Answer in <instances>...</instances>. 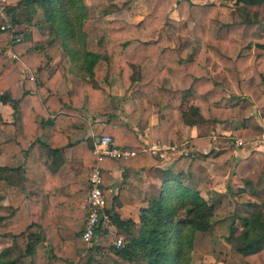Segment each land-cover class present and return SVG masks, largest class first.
Returning <instances> with one entry per match:
<instances>
[{"label":"trees","instance_id":"1","mask_svg":"<svg viewBox=\"0 0 264 264\" xmlns=\"http://www.w3.org/2000/svg\"><path fill=\"white\" fill-rule=\"evenodd\" d=\"M146 2L147 12L141 20L111 27L123 31L117 41L108 33L99 32L100 20L88 15L84 0H19L8 4L6 11L14 26L18 25L12 38L8 29L1 28L4 18L0 13V101L8 102L13 109L10 121H4L0 114V134H12L9 139L0 137V154L4 156L0 165V197L7 200L6 205H0V238L8 243L0 248V264H72L63 252V242L80 236L84 222L77 218L86 213L85 198L80 208V195L85 189L82 183L69 184L66 192L49 187L46 180L48 176L52 178L54 171L46 166L49 150L40 136L52 134L53 118L49 113H77L79 108L90 109L89 105H93L90 111L95 112L103 100L94 93L99 94L101 84L109 81L111 73L123 75L124 85L138 81L132 94L140 101L131 114L137 124L146 122L153 101L163 107L151 133L153 137L149 136L155 142H180L182 123L192 125L209 120L229 123L234 137L247 139L263 133L254 110L260 116L264 114V58L259 52L264 49V28L246 6L261 5L264 0H234L241 16L238 19H234V7L225 1ZM173 4L188 30L183 43L188 50L184 56L178 47L166 45L160 37L164 25L171 31L177 30L176 20L167 14ZM115 21H106V26ZM222 27L224 37L220 36ZM32 28L44 35L43 42L34 39ZM90 33L97 37L89 41ZM58 50L62 61L52 65L51 58ZM209 57L230 79V90L235 91L231 97L247 99L245 105L227 103V90L206 68ZM22 62L35 74L34 78L22 77ZM69 68L79 77L77 93L59 91ZM166 76H173L181 91L176 99L174 89L164 85ZM19 83L21 95L12 97L11 89ZM34 88L37 93H31ZM186 95L193 98L187 111L180 105ZM28 104L34 110H26ZM104 134L116 146L135 150L134 157L144 159L146 153L140 150L143 143L128 122L113 126L107 121L100 136ZM209 142L207 135L189 140L193 147ZM235 142L230 138L221 147H211L199 155L181 153L166 168L159 196L142 209L137 233L121 239L120 246L112 241L118 239L116 235H108V248L125 264H192L193 253L224 254L234 264H264V201L257 202L241 189H229L211 201L201 194L212 174L246 178L258 165L254 151L243 157L233 155ZM106 159L113 157H98L91 152L84 159L88 176L95 166L101 169L102 160ZM203 160L213 165L211 171ZM132 188H121L118 199L131 193ZM231 198L243 207L231 211ZM70 209L74 210L72 218L68 216ZM103 210L109 220L128 227L129 221L121 220L114 209ZM54 214L61 216L58 225L52 221ZM102 224L97 226L94 238ZM81 264L101 262L90 252Z\"/></svg>","mask_w":264,"mask_h":264},{"label":"crops","instance_id":"2","mask_svg":"<svg viewBox=\"0 0 264 264\" xmlns=\"http://www.w3.org/2000/svg\"><path fill=\"white\" fill-rule=\"evenodd\" d=\"M16 0H7L8 3L15 2ZM195 3H204V0H191ZM212 1V0H210ZM230 1V0H229ZM232 3H228L230 5L233 4L234 0H231ZM85 2V1H84ZM216 3L215 1H212ZM226 2V0H225ZM227 3V2H226ZM86 4V3H85ZM234 5V4H233ZM87 6V4H86ZM264 7V3L261 5H253L246 6V10L252 8L251 14L255 13L257 19H259V26L264 28L262 25V18L258 16L257 10ZM234 5V9H235ZM175 9V8H174ZM23 26V25H21ZM24 27V26H23ZM34 32L39 34L35 28H32ZM40 39H36V41H43L45 37L39 34ZM166 45L170 46L167 42ZM173 47V46H170ZM264 52V49L262 50ZM6 53L12 57V53L9 50H6ZM264 58V56H263ZM60 61H62V56L60 51L58 50L55 54H53L50 64L57 65ZM19 67L22 71H25L29 67L25 65L23 62L19 64ZM26 68V69H25ZM209 70V69H208ZM68 74L61 81V85L59 86L60 92H70L77 93L80 90V81L75 78L76 73L72 68H69ZM117 73H112V77L117 78ZM172 76H166L164 78V85L167 78L171 79ZM213 77V76H212ZM30 78V77H28ZM214 78V77H213ZM172 82L173 78L171 79ZM214 80H216L214 78ZM75 81L78 82V85H75ZM116 83L119 84V80L116 79ZM135 80H132L133 82ZM217 81V80H216ZM137 82V81H135ZM120 85V84H119ZM102 86V85H101ZM173 86V85H172ZM166 86V87H172ZM76 87V90L74 88ZM78 87V88H77ZM176 88V87H174ZM22 86L19 84L15 85L11 89V96L18 97L21 95ZM31 93H37L36 88L31 90ZM233 94V93H232ZM181 95V91H174L173 97H178ZM94 96H100L103 100V103L97 108V110L90 111L93 105H89L90 109L79 108V112L77 113H64L62 111L56 113H49L48 116L53 118V128L50 130L52 134H45L40 136V140L44 143L43 145H48L47 158H46V166L49 167L52 171H54L52 178L50 176L47 177L46 183H49V187H59L62 192H66L69 184H80L82 183V188L85 189L83 195H80L82 199L80 200V208H83V199L85 198L87 187H88V173L87 166L84 163V159H88L91 155V152H94V147L96 140L100 137V133L104 127V124L107 121H110L113 126H123L125 123H129V126L135 129L136 133L140 137L142 143H148L155 140V138H150L151 133L155 131L156 125H158L159 117L162 114L163 107L159 106L156 101L152 102V110L151 113L146 120L145 123H138L133 118L132 111L135 110L138 102V98L134 97L137 101L135 104L127 110L125 113H120L116 110L105 111L107 107L106 100L103 96V91L101 90L99 94L95 91ZM229 96V95H228ZM40 97V96H39ZM119 99V97H117ZM114 106V104H112ZM190 106V104L188 105ZM35 107L28 104L26 106V110H34ZM44 109V107H42ZM120 109V108H119ZM12 106L6 102L3 103L0 101V114L4 121L12 120ZM186 111L188 110L185 109ZM108 112L109 114L105 115L103 112ZM62 114V115H61ZM106 116V117H105ZM264 118V116H260ZM133 118V119H132ZM264 120V119H263ZM206 122L197 123V124H187L182 123V140L177 143L166 144L168 146H173V149L168 150L166 156L164 158H158L156 156H151L147 152L144 159L140 157L130 156L126 159H106L102 160L101 172L103 179V189L106 194V206L105 209H114L117 212L119 218L121 220L129 221L128 227H121L117 225L112 220H109V217L106 213L103 219L102 229L99 233L96 234L93 242L87 244L80 239L79 234H77L76 239H66L63 242V252L67 259L71 261L72 264H81L86 259L87 255L91 252L94 258L99 259L103 264H125V260H123L118 255L112 252L106 242L105 239L108 235L117 236V238L124 239L128 236H133L137 233L139 228L140 216L142 209H144L151 199L159 196V193L162 190L163 185V174H165L166 168L172 163L176 158H179L181 153L183 152H191L192 154L199 155L201 152H207L211 147H221L228 141L230 138H235L231 135V128L229 123L227 122H216L215 124L221 125L225 132L223 138L225 142L220 145H210L213 141L214 135L213 133H206L204 135H211L210 142L203 147H193L189 144V140L193 139L195 136L198 137L197 132L199 131V126L203 125ZM264 122V121H263ZM213 123V122H212ZM263 125V133L258 137H254L248 141V143L242 144L241 139L236 140L237 144H234V153L237 156H246L251 151H259V154H264V123ZM191 128L188 135H185V128ZM226 134V135H225ZM197 135V136H196ZM0 137L2 139H9L12 137L10 132L1 133ZM153 137V135L151 136ZM188 137V138H185ZM238 141H241L238 143ZM158 142V141H157ZM242 144V146H241ZM56 148V146H58ZM178 146L181 148L178 149ZM247 146V147H243ZM238 153V154H237ZM4 163V156L0 154V165ZM203 163L207 166L209 171L212 170V164L208 161L203 160ZM264 163H262L259 157V169L264 170ZM263 166V167H260ZM254 172V168L250 170L246 178L237 177L232 175L234 179L240 181V184L236 189H233L230 185L225 184V188L230 189L232 192H236L237 190H243L246 195L253 197L257 202L264 201V173L259 172V176L256 179H253L252 173ZM51 175V174H47ZM227 175V174H225ZM211 175L207 183L204 185V189H210L208 196H204L203 192L201 194L203 197L208 198L210 201L213 200L210 198L212 191H218V193L222 194L224 190L223 188H219L216 181L225 178L224 176ZM52 179V180H51ZM225 180V179H224ZM232 180V179H231ZM247 180V181H246ZM126 185H130L134 189H137V192L132 188L131 193H127L123 196V199L119 200L117 197L118 191ZM229 186V187H228ZM128 190L127 187L124 189ZM215 190V191H214ZM222 192H219V191ZM131 198V199H130ZM4 202L3 205L7 204L6 197L3 196ZM259 204V203H258ZM242 206V203L237 204L233 200V198L229 199V209L232 211L236 207L239 208ZM243 207V206H242ZM74 215V210L70 209L68 212V216ZM78 221L81 223L84 222V213L78 214ZM61 216L59 214H54L52 216V221L55 225L60 223ZM77 221V220H76ZM103 260V261H102Z\"/></svg>","mask_w":264,"mask_h":264},{"label":"rangeland","instance_id":"3","mask_svg":"<svg viewBox=\"0 0 264 264\" xmlns=\"http://www.w3.org/2000/svg\"><path fill=\"white\" fill-rule=\"evenodd\" d=\"M17 1H19V0H16L15 2H13V4H15ZM84 1L87 4L88 15L90 17L98 18V20H100L99 21V29H100L99 32L108 33V36H110L111 39H115L116 41L119 39V35L123 34V31L118 32V31H114L113 29L111 30L112 26L113 27L118 26V24L121 22L136 23L139 20H141L147 12L146 0H84ZM212 1H215L216 2L215 4H218L219 2L222 3L225 0H212ZM212 1L204 0V3H208V2H212ZM226 2H227V4L232 3L231 0L230 1L226 0ZM3 4H4L3 11H5L4 21L8 26L12 25L11 34L15 35L14 31L16 30V26H18V25L14 26V24L12 23L11 14L7 13V11H6L7 5L12 4V3H8L7 0H4ZM174 7H175L174 4L170 5L169 8L167 9V14L171 18L176 20L177 26H178L177 30L171 31L169 28H167V25H164L160 29V37H162L165 40V43L167 42L170 46L178 47L180 49L181 56H184L188 50L187 47H183V43L188 38V30H187L186 25L184 24L183 19L179 18ZM232 7H234L233 4H232ZM249 11H250L249 13H251L252 8ZM257 12H258V16L260 18H262V25L264 27V7L260 8V10H257ZM240 17L241 16H240L239 11L235 8L234 9V19H238ZM113 20L114 21L116 20L115 23H111L109 26H106L107 25L106 21H113ZM19 27L22 28L23 26L20 25ZM42 36L44 37V35H42ZM220 36L221 37L225 36V32H224L223 27L220 30ZM33 37H34V39H40L41 36L39 34H37L36 32H34ZM96 37H97L96 34L90 33L88 35V40L90 41L92 39H95ZM41 42H43V41H41ZM262 50L261 51L259 50V52H261V54L264 56V52H262ZM256 51L257 50L252 49V52H256ZM206 68L209 69L208 71H209L210 75L213 76L217 81L222 83V85L227 90L228 95H229V96H227V99H228L227 103L228 104L232 105V103H233V105L243 106L248 102V100L244 99V98L235 99V98L231 97V95H233L232 92H234V94H235V91L230 90L231 89L230 86L232 85L231 81L223 73L219 64L212 57H209L206 60ZM21 74H22V77H30V76H33V78L35 77V74L30 70V68L26 69L25 71L21 70ZM111 75H112V73H111ZM111 75H109V81L108 82H104L101 84L102 85L101 90L103 91V96H104V99L106 100V103H107V107L105 108V111L117 109L116 112L119 111L120 113H125L137 101L134 97H136V98H138V97L133 95L132 92L136 90V88L138 86V81L137 82H135L136 80L133 82L130 81V84L124 85L122 83V80L124 79L123 75H120L117 78H114ZM75 78L77 79V81L79 80V77L77 75L75 76ZM172 78H173L174 83L171 80ZM116 79L119 80L120 85L118 83H116L117 82ZM171 79L167 78V80L165 82L166 86H172L173 85L172 87H169V88L174 89V91L175 90L180 91L176 87V81H175L173 76L171 77ZM77 81H75L76 86L78 85ZM174 87H176V88H174ZM74 90H76V87L74 88ZM117 97H119V99ZM173 98L176 99V97H173ZM230 100H233V102H231ZM139 101H140V99L138 98L137 103H139ZM192 102H193V98L189 95H186L181 100V104H180L181 108L183 110L187 109L189 107L188 105L189 104L191 105ZM112 104H114V106ZM105 111L103 112L104 115H105V113H106V115L109 114L108 112H105ZM254 112L256 113L258 120L261 123H264L263 122L264 118L260 117L259 113H257L256 110H254ZM261 116H264V114ZM215 123L216 122L212 123V121H211V122H206L203 125H200L198 127L199 131L197 132V135L201 136V135H204L206 133H213L215 139H213V141L211 142L210 145H213V144L222 145L225 142V139L221 135H224L223 132H225V129L221 125L215 124ZM185 130H188L185 132V135L187 136L189 131L191 130V128L187 127V128H185ZM207 136H209V135H207ZM193 137L195 138V136H193ZM255 137H258V136H255ZM185 138H188V137H185ZM252 138H254V137L247 138V139L242 138V137H237V139L235 138V141L238 139H241V141H242L241 143L244 144V143H248V141L251 140ZM235 143L237 144V142H235ZM242 144H241V146H242ZM243 147H247V146H243ZM255 154H256L258 160L260 157L262 163H264V154L260 155L259 151L255 152ZM233 155H235V154H233ZM235 156H237V155H235ZM257 166H259V163H258V165H256L254 167V172L252 173V176H251L253 179H256L259 176V172L262 174L264 173V170L259 169V167H257ZM260 167H263V166H260ZM224 177L225 178H222V179L216 181L218 187L224 189V190H222L223 191L222 194L227 193L228 188H225V184L230 185L231 187H233V189H236L237 186L240 184V181L237 179H234L232 177V174L227 173V175H225ZM210 189H208V188L204 189V191H202L203 195L208 196V194H209L208 192ZM222 191L220 190L219 192H222ZM220 194L218 193V191H215V192L212 191L210 198L214 199L216 196H218ZM3 202H4L3 197H0V205H3ZM115 240L116 239H114L112 241H115ZM6 245H8L6 240L0 238V248L6 247ZM101 264H103V262H101ZM192 264H234V263L233 262L231 263L229 258L226 257L224 254L203 256L201 254L193 253Z\"/></svg>","mask_w":264,"mask_h":264},{"label":"built area","instance_id":"4","mask_svg":"<svg viewBox=\"0 0 264 264\" xmlns=\"http://www.w3.org/2000/svg\"><path fill=\"white\" fill-rule=\"evenodd\" d=\"M3 2L4 0H0V13L3 18H5V11H3ZM1 28L8 29L10 32V37H14L11 34L12 25L8 26L4 21L1 25ZM15 39L18 40L19 37L17 36L15 37ZM30 78H33V76H30ZM240 142L241 141H238V143ZM173 148V146H168L164 143L152 141L142 144L140 150L147 152L151 156L164 158L168 150ZM94 152L98 155V157H100L101 155H108L110 157L118 159H126L136 154L135 150L123 149L116 146L112 142L111 137L106 134L100 136L96 140ZM102 185L103 179L101 169L98 166H95L88 176V187L85 195L86 213L84 217L83 227L80 232V239L87 244L92 242L97 226L100 222L103 221L105 217L103 209L105 208L107 201L106 194ZM114 243L116 246H120L123 242L118 238L114 241Z\"/></svg>","mask_w":264,"mask_h":264},{"label":"water","instance_id":"5","mask_svg":"<svg viewBox=\"0 0 264 264\" xmlns=\"http://www.w3.org/2000/svg\"><path fill=\"white\" fill-rule=\"evenodd\" d=\"M100 217H101V215H100Z\"/></svg>","mask_w":264,"mask_h":264}]
</instances>
